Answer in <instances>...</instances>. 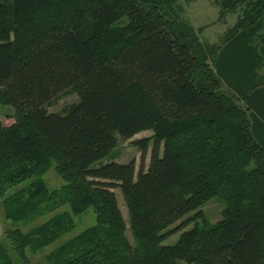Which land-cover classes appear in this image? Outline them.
Here are the masks:
<instances>
[{"label": "trees", "instance_id": "obj_1", "mask_svg": "<svg viewBox=\"0 0 264 264\" xmlns=\"http://www.w3.org/2000/svg\"><path fill=\"white\" fill-rule=\"evenodd\" d=\"M176 2L0 0V105L13 110L0 113L1 210L18 224L46 202L68 207L4 232L19 264L88 209L94 225L48 264H264V0H214L237 17L213 45ZM69 94L78 102L48 112ZM143 132L146 171L101 163ZM52 166L63 185L49 192ZM215 199L211 224L201 208ZM0 264H16L1 241Z\"/></svg>", "mask_w": 264, "mask_h": 264}, {"label": "rangeland", "instance_id": "obj_2", "mask_svg": "<svg viewBox=\"0 0 264 264\" xmlns=\"http://www.w3.org/2000/svg\"><path fill=\"white\" fill-rule=\"evenodd\" d=\"M176 5L181 6V19L188 22L196 30L198 37L203 43L212 45L218 44L223 34L235 23L237 17L236 15L227 14L224 18H220L219 9L214 4V0H177ZM262 36H264V30L262 32ZM257 44L260 45V47L264 50V37L263 39L257 40ZM257 74L258 77H260V80L264 82V64ZM77 102L78 97L75 94H69L54 102L47 110L50 113H62L72 104ZM0 113L12 114L13 110L11 107L0 105ZM151 137L152 132H143L131 140L120 141L116 150L111 154L114 155L115 158L111 160V156H109L101 163L107 164L111 161L117 164L134 163L136 173L142 164V169L146 171L149 164L150 147L147 154L145 155L144 160L141 161L140 153L138 149L133 146V142ZM42 181L49 192L57 191L63 185V181L58 177L53 166L44 176H42ZM113 192L116 195L120 211L127 225L128 215L121 192L118 189L113 190ZM54 203L55 204L52 205L50 202H46L45 205H40L36 212L32 214L33 216L31 218L27 217L26 220L21 221V223L18 224L5 220L0 206V241L2 242L3 246H5L9 255L12 257L13 261L16 262V264L19 263L17 262L15 255L13 254L11 248L8 247V245L4 242V232L6 230L18 227L24 233H27L57 216V214L68 211L67 205L61 199H57ZM223 209L224 203L215 199L209 201L204 207L201 208V211L209 223L215 224L221 220V211ZM94 223L95 216L92 209H88L81 217L73 218L70 231L68 230L66 233H64L57 241H55V243L47 246L35 254L27 251L29 264H48L47 257L51 252L62 246L67 241L76 237L87 228L94 225ZM180 223L181 222L175 224L169 230L174 229ZM180 235L181 234H177L176 236L172 237L170 240H168V242H166V245H173L178 240ZM127 237L131 243L132 241L130 239L129 232H127Z\"/></svg>", "mask_w": 264, "mask_h": 264}]
</instances>
